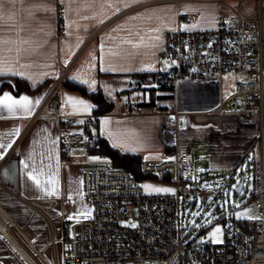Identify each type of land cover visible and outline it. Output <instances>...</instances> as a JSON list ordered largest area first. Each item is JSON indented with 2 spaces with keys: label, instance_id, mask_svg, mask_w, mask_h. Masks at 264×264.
Listing matches in <instances>:
<instances>
[{
  "label": "crops",
  "instance_id": "0c3cea01",
  "mask_svg": "<svg viewBox=\"0 0 264 264\" xmlns=\"http://www.w3.org/2000/svg\"><path fill=\"white\" fill-rule=\"evenodd\" d=\"M228 13L217 0H0V96L33 101L27 112L0 108V264L59 263L62 244L52 239H61L63 222L84 218L68 219L85 209L92 213L77 155L61 161V117L94 115L88 141L104 138L141 161L159 162L174 148L191 149L193 172L238 168L257 144L261 154L260 125L227 112V104L219 107L242 75L200 82L186 77L172 91L153 82L134 87L139 76L166 70L160 58L165 31L213 30L218 16ZM16 79L40 88L15 92ZM65 81L103 93L110 110L95 114L94 101ZM114 93L119 100L127 95L121 106L111 100ZM69 97L91 107H74ZM173 112L185 117L182 129L166 125L165 114ZM29 172L39 175L40 187ZM52 178L56 195H48L50 185L44 184Z\"/></svg>",
  "mask_w": 264,
  "mask_h": 264
},
{
  "label": "built area",
  "instance_id": "2783aa9c",
  "mask_svg": "<svg viewBox=\"0 0 264 264\" xmlns=\"http://www.w3.org/2000/svg\"><path fill=\"white\" fill-rule=\"evenodd\" d=\"M217 1L229 9L218 16L217 26L165 31L160 58L171 64L157 75L139 76L134 87L141 90L152 82L174 86L186 77L200 82L229 72L243 76L219 107L227 104V112L260 125L262 151L252 165V199L247 205L261 209L262 218L237 219L224 212L219 216L223 239L206 241V227L182 215L195 202L201 174L192 173L191 149L174 148L166 160L140 162L143 176L168 175L169 180L151 182L171 185L170 192H145L144 180L109 161L88 163L82 170L83 194L91 200L92 213L87 219L63 222L61 239H52L62 244L61 260L54 264H264V0ZM248 2L254 3L251 9ZM94 117L60 118L62 162H70L74 144L87 143L85 132L75 127L92 124ZM164 120L177 129L186 124L177 112L165 114ZM231 180L232 175L221 187Z\"/></svg>",
  "mask_w": 264,
  "mask_h": 264
},
{
  "label": "rangeland",
  "instance_id": "374dc122",
  "mask_svg": "<svg viewBox=\"0 0 264 264\" xmlns=\"http://www.w3.org/2000/svg\"><path fill=\"white\" fill-rule=\"evenodd\" d=\"M166 65V69L169 67L171 63L168 61L163 62ZM127 98V95L119 97L116 93L111 94V100L115 103V106L121 104L118 103L124 102ZM226 110L228 108L225 107ZM90 128L94 129L95 124H90ZM94 138L91 140V143L94 142ZM77 155L76 161L81 166V174L82 169L88 163H97L104 161V158H100L92 155L85 151V147L83 144H74L72 148L71 158L74 155ZM260 155V147L259 144L255 145V148L251 150L250 154L247 158L243 161L242 166L238 168H233L232 170L228 171H211V170H203L200 172V176L198 179L199 188L196 191L198 194L196 195L195 202L193 204H189L186 207V211L182 210V215L185 217L187 221L190 223L198 222V227H206L205 228V240L213 242L211 237V233L216 227L221 229V233L219 234V241L223 239V226L222 220L219 219V216L224 212L230 214V216H234L237 218L238 214H244L247 212V215H241L242 219L247 218H255L260 219L263 216V212L261 209L257 208H250L247 203L249 197L251 195V183L253 180L252 176V165L254 159H259ZM69 163V162H68ZM192 173H194L192 171ZM232 180L229 186H222L223 180L231 177ZM242 177H246L244 181V185L242 191L240 193L235 194V188L240 182ZM151 185L152 187H157L156 183L150 182L146 180L143 185ZM145 191V190H144ZM146 192V191H145ZM149 193H156V192H149ZM91 203V200H90ZM239 205V207H236ZM92 209V203H91ZM93 210V209H92ZM193 213H198V215H193ZM211 221L210 223L208 221Z\"/></svg>",
  "mask_w": 264,
  "mask_h": 264
},
{
  "label": "trees",
  "instance_id": "16d2710c",
  "mask_svg": "<svg viewBox=\"0 0 264 264\" xmlns=\"http://www.w3.org/2000/svg\"><path fill=\"white\" fill-rule=\"evenodd\" d=\"M146 75V74H143ZM142 75V76H143ZM17 83V87L16 89L11 88V90H14L15 92L20 91L23 87L26 90H37L40 87H36V88H32L29 85L27 86V84L24 81H21L19 79H16ZM69 81H65V85H67V87L71 90H75L77 92H79L80 94L83 95H87L89 96L95 103V110L94 113L97 115H100V113H106L110 110V104L107 102V100L103 97V93L97 91V92H88L86 89H84L82 86L76 84V83H68ZM5 84L2 85V87H0V89H2L4 87ZM161 88H164L167 91H172L173 89V85H171L170 83H162L160 85ZM75 129L81 130L83 132H85L86 137L87 138V143H86V151H88L90 154L92 155H97L102 157H106L108 158V160L111 162L112 165L119 166V167H123L125 169H127L130 173H132L134 176L137 177V179L141 180V181H146L149 180L150 182L152 181V179L155 180H169L168 175H164L160 178L158 177H148V176H143L140 172V158L134 154H124L121 153L119 150H114L109 143L104 139H95L94 142L91 143V141H88L89 139V126L86 125H78L75 127ZM163 178V179H162ZM242 179V178H241ZM240 179V181H241ZM237 188V187H236ZM236 188H235V194H237L236 192ZM249 199H252V195H250Z\"/></svg>",
  "mask_w": 264,
  "mask_h": 264
},
{
  "label": "snow or ice",
  "instance_id": "6c2138e0",
  "mask_svg": "<svg viewBox=\"0 0 264 264\" xmlns=\"http://www.w3.org/2000/svg\"><path fill=\"white\" fill-rule=\"evenodd\" d=\"M67 102L72 106H79L82 110H88L91 106L86 104L83 100H74L73 98H66ZM36 104L39 103L37 100L35 102ZM33 105V101H31L27 96H20L19 99L13 98L10 94L4 93L2 96H0V108L5 109L9 113H14L17 110L20 111H30ZM2 158V157H0ZM25 167L27 168L28 165L25 164ZM28 178L33 181V183L37 186H41V180L39 178V175H37L35 172H29ZM45 185H50V188L47 190L48 195H56L58 192L57 189V181L52 178L44 181ZM146 192H170V189L166 188H154L151 185H143L142 186ZM69 200L72 199L71 196L68 197ZM236 207H239V205H236ZM82 215L85 219L89 218L90 216V210L85 209L82 212L77 213V216H69L68 219H77L78 216ZM193 215H198V213H193ZM241 215H247V212L244 214H238L237 219L241 218ZM211 222L210 220L208 221ZM131 227H135V225H131ZM221 233V229L219 227H216L213 232L210 234L213 242H219V234Z\"/></svg>",
  "mask_w": 264,
  "mask_h": 264
},
{
  "label": "water",
  "instance_id": "95a60500",
  "mask_svg": "<svg viewBox=\"0 0 264 264\" xmlns=\"http://www.w3.org/2000/svg\"><path fill=\"white\" fill-rule=\"evenodd\" d=\"M246 177H243L241 179V181L239 182L237 188H236V192L240 193L242 191L243 185H244V181H245Z\"/></svg>",
  "mask_w": 264,
  "mask_h": 264
}]
</instances>
